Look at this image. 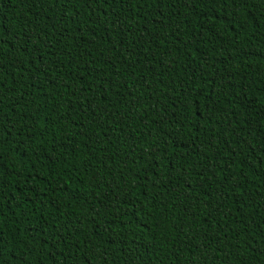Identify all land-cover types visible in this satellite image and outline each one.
I'll return each instance as SVG.
<instances>
[{
    "label": "trees",
    "instance_id": "trees-1",
    "mask_svg": "<svg viewBox=\"0 0 264 264\" xmlns=\"http://www.w3.org/2000/svg\"><path fill=\"white\" fill-rule=\"evenodd\" d=\"M0 264H264V0H0Z\"/></svg>",
    "mask_w": 264,
    "mask_h": 264
}]
</instances>
